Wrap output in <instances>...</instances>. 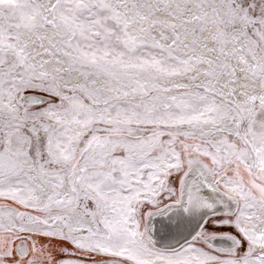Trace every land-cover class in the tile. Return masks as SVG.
<instances>
[{
	"label": "snow or ice",
	"instance_id": "6c2138e0",
	"mask_svg": "<svg viewBox=\"0 0 264 264\" xmlns=\"http://www.w3.org/2000/svg\"><path fill=\"white\" fill-rule=\"evenodd\" d=\"M0 264H264V0H0Z\"/></svg>",
	"mask_w": 264,
	"mask_h": 264
}]
</instances>
